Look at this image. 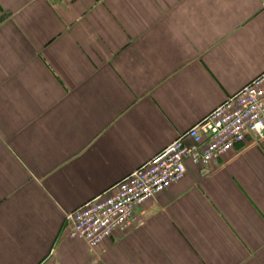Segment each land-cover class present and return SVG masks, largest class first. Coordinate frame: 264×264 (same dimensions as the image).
Wrapping results in <instances>:
<instances>
[{"label": "crops", "instance_id": "0c3cea01", "mask_svg": "<svg viewBox=\"0 0 264 264\" xmlns=\"http://www.w3.org/2000/svg\"><path fill=\"white\" fill-rule=\"evenodd\" d=\"M263 70L264 0H0V264H264V137L64 225Z\"/></svg>", "mask_w": 264, "mask_h": 264}, {"label": "built area", "instance_id": "2783aa9c", "mask_svg": "<svg viewBox=\"0 0 264 264\" xmlns=\"http://www.w3.org/2000/svg\"><path fill=\"white\" fill-rule=\"evenodd\" d=\"M264 137V70L227 97L149 160L115 184L112 191L64 214L67 235L96 248L115 232L144 219V206L181 180L186 162L206 167L248 139Z\"/></svg>", "mask_w": 264, "mask_h": 264}, {"label": "water", "instance_id": "95a60500", "mask_svg": "<svg viewBox=\"0 0 264 264\" xmlns=\"http://www.w3.org/2000/svg\"><path fill=\"white\" fill-rule=\"evenodd\" d=\"M148 214V212L144 215V217Z\"/></svg>", "mask_w": 264, "mask_h": 264}, {"label": "rangeland", "instance_id": "374dc122", "mask_svg": "<svg viewBox=\"0 0 264 264\" xmlns=\"http://www.w3.org/2000/svg\"><path fill=\"white\" fill-rule=\"evenodd\" d=\"M132 226H133V225H132ZM130 229H132V227H131ZM130 229H129V230H130Z\"/></svg>", "mask_w": 264, "mask_h": 264}]
</instances>
